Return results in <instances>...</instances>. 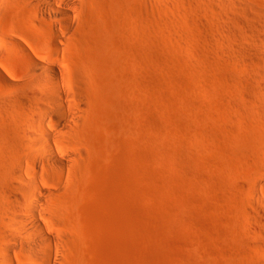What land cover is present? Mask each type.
I'll return each mask as SVG.
<instances>
[{
    "label": "rangeland",
    "instance_id": "rangeland-1",
    "mask_svg": "<svg viewBox=\"0 0 264 264\" xmlns=\"http://www.w3.org/2000/svg\"><path fill=\"white\" fill-rule=\"evenodd\" d=\"M70 7L67 30L0 0V252L12 235L34 257L36 180L62 264H264V0ZM40 56L59 81L32 74ZM36 123L66 166L38 158Z\"/></svg>",
    "mask_w": 264,
    "mask_h": 264
},
{
    "label": "bare ground",
    "instance_id": "bare-ground-1",
    "mask_svg": "<svg viewBox=\"0 0 264 264\" xmlns=\"http://www.w3.org/2000/svg\"><path fill=\"white\" fill-rule=\"evenodd\" d=\"M38 2L40 4V12L43 16L55 17L61 20L62 24L64 25V28L68 30L69 25H70L68 17L71 16L73 13L72 8L70 7L71 0H63V2L61 3L58 0H38ZM20 40L21 38L20 39H18L17 37L14 38L15 43L22 47L23 46L22 40L21 41ZM41 68L48 69L52 78L55 81H57L58 78H60V70L56 66L50 64L47 58L43 56L35 58L34 67H32L31 69L32 74L33 75L37 74ZM0 79H3V80L6 79L5 75L2 73L1 70H0ZM55 94L58 100H63L64 98H66L65 92L62 90H57ZM77 100L79 101V103L82 102V99H80L79 97L77 98ZM70 109H73V108H67V110H70ZM62 110L66 111V107L62 108ZM70 122L73 123V121H69V119L67 120L64 119L61 122V124L63 123V125L65 126H70L72 124V123L70 124ZM75 122L76 121H74V123ZM36 126H38L40 138L34 139V136L31 138H33L34 140V145L36 147L41 148L43 151V154L40 155L38 158L42 161L47 158L49 161L53 163H57L61 166H66V164L71 160V157L69 156L62 157L58 153V150H56V148L51 143L52 142L51 139L53 137L52 132H50L48 129L42 127L39 124H37ZM42 190L43 189L40 187L38 181L36 180L31 182L30 188H25L24 190L27 197L31 198L30 199L31 204L29 206L28 212H30L31 214L30 218L31 216L32 218L28 220L27 218L29 217H25V218L23 217V222H22L23 226L26 228L25 230H27L29 234L31 233V228L40 233L39 236H37L39 233L36 236H33V241L30 242L29 244L26 242L27 243L26 245L29 247V251L32 254H34V257L27 258L24 264H62V256L66 253V250L64 248L65 247L64 242L66 241V243H68L67 241L68 239H65L61 236L54 238L53 236L51 237V236H48L46 233H43L44 230L46 229H45V226L42 224L43 222L42 219L40 220V218L38 217V213L40 214L39 203H41V199H40L41 196L39 194L42 195ZM29 226H30V229H29ZM9 237L12 241V245L17 246L15 237L12 235ZM12 245L5 244L4 246H2L1 252H0V264H18L14 260V257L12 254L13 252ZM255 247L258 250L262 248L258 240L257 241L255 240Z\"/></svg>",
    "mask_w": 264,
    "mask_h": 264
}]
</instances>
